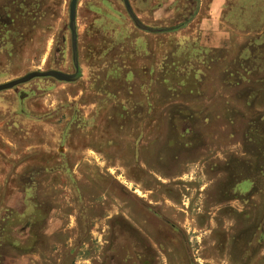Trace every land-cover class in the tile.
<instances>
[{
    "label": "rangeland",
    "instance_id": "1",
    "mask_svg": "<svg viewBox=\"0 0 264 264\" xmlns=\"http://www.w3.org/2000/svg\"><path fill=\"white\" fill-rule=\"evenodd\" d=\"M69 4L0 0V85L70 78L0 90V264H264V0Z\"/></svg>",
    "mask_w": 264,
    "mask_h": 264
},
{
    "label": "water",
    "instance_id": "2",
    "mask_svg": "<svg viewBox=\"0 0 264 264\" xmlns=\"http://www.w3.org/2000/svg\"><path fill=\"white\" fill-rule=\"evenodd\" d=\"M75 6H76V0H70L68 19H69V27H70L72 34H73V22H74V15H75ZM41 75H50L51 77H54L58 80H64V81L67 80V78L64 75H61V74L55 73V72H48L46 74L30 73V74H27L26 76H24L23 78H21L17 81H13V82H9V83L0 85V90L10 88L13 85H15L16 83H20V82H23V81L30 79L31 77H37V76H41Z\"/></svg>",
    "mask_w": 264,
    "mask_h": 264
},
{
    "label": "trees",
    "instance_id": "3",
    "mask_svg": "<svg viewBox=\"0 0 264 264\" xmlns=\"http://www.w3.org/2000/svg\"><path fill=\"white\" fill-rule=\"evenodd\" d=\"M131 19L133 20V22L135 23V26H137L139 29H141V30H143V31H145V32H148V33H156V32H165V31H162V30H160V31H157L156 29H149V28H143L137 21H136V19H134L132 16H131ZM141 27V28H140ZM180 27V26H179ZM175 29V28H174ZM174 29H172L171 31H173ZM177 29V28H176ZM29 223H26L25 222V227L24 228H28L29 229Z\"/></svg>",
    "mask_w": 264,
    "mask_h": 264
},
{
    "label": "flooded vegetation",
    "instance_id": "4",
    "mask_svg": "<svg viewBox=\"0 0 264 264\" xmlns=\"http://www.w3.org/2000/svg\"><path fill=\"white\" fill-rule=\"evenodd\" d=\"M66 76V75H65ZM67 79H70V78H68V77H66Z\"/></svg>",
    "mask_w": 264,
    "mask_h": 264
}]
</instances>
